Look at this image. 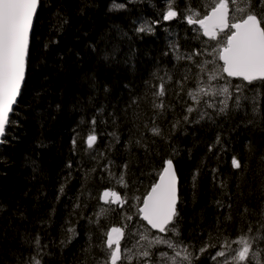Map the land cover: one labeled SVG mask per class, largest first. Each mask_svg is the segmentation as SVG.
<instances>
[{"label": "trees", "instance_id": "trees-1", "mask_svg": "<svg viewBox=\"0 0 264 264\" xmlns=\"http://www.w3.org/2000/svg\"><path fill=\"white\" fill-rule=\"evenodd\" d=\"M169 2L180 15L164 21ZM216 2L41 0L0 146V264H99L112 227H123L122 245L131 244L133 225L146 226L126 211L142 205L167 159L180 181L177 243L192 264H219L211 255L243 234L258 238L253 250L264 249V81L217 73L221 43L185 19L189 7L202 18ZM232 15L234 23L244 14ZM141 25L153 31H137ZM213 73L231 93L224 112L189 96ZM160 83L164 97L154 95ZM106 190L126 201L122 209L103 202Z\"/></svg>", "mask_w": 264, "mask_h": 264}, {"label": "snow or ice", "instance_id": "snow-or-ice-1", "mask_svg": "<svg viewBox=\"0 0 264 264\" xmlns=\"http://www.w3.org/2000/svg\"><path fill=\"white\" fill-rule=\"evenodd\" d=\"M241 2H243V7L240 6ZM232 3L236 5L234 11L244 15L231 25H229V0H218L211 7L210 13L204 14L202 18H194L200 16V13L189 7L187 10L189 14L185 19L189 24L199 25L203 35L210 40H218L219 34L230 27L233 31L227 35L226 40L218 48L213 49L217 59L223 61V65L218 69V72L221 74L226 73L228 77H242L249 83L256 80L264 81V0H259L258 5L255 7L252 0H232ZM40 6L41 0H0V138L5 136L6 127L10 122V114L13 113V106L17 103V98L25 80L30 36ZM119 7H123V5H119ZM166 7L167 11L162 15V20L170 21L180 15L171 2ZM156 23H159V21ZM137 31L151 32L153 28L151 25L147 27L141 25ZM195 55H200V53L197 52ZM188 58L191 59V57ZM207 63H215V61H208ZM219 78L222 77L217 76L215 73L211 75L213 80ZM218 91L225 97L221 101L223 107L219 109L220 112H224L228 107V100L231 99V93L227 86ZM200 93L213 96L217 94L216 91L209 93L208 89L201 88L199 93L189 92V96L199 103L198 96ZM165 94V85L160 83L154 95L164 97ZM237 106H239L238 103ZM154 107L163 109V100L155 104ZM193 110L191 107L187 109L189 113ZM185 119L187 120V117ZM151 131L154 135H160L159 128H153ZM96 139L97 137L94 134L87 137L88 148L93 147ZM2 142L3 140L0 139V143ZM73 143L75 144V140ZM232 165L237 169L241 167L240 161L236 158H233ZM177 184L178 178L173 159H167L166 167L163 168L159 177V183L152 186L151 191L143 201V207L139 209L142 219L147 221L152 229H156L160 233H176L175 220L178 216ZM110 196L114 198L113 203L122 206L126 202L119 193L106 190L102 197L105 203H108V197ZM68 231L74 233L75 230L69 228ZM251 231L252 229L249 228L248 232L251 233ZM123 237V228L112 227L106 233V258L99 264H118L121 261L124 264H131L133 259H141L143 264H152L150 258L153 254L147 249L136 253H133L131 248H124L122 251L121 240ZM142 238L148 239L146 235ZM257 239V237L243 234L231 242L226 240L224 247L228 249L231 255L229 256L224 250H220L212 259L225 257L223 264H242L246 261L249 264H259L260 252L264 249L257 248L253 250V245ZM35 244L39 249V237L36 238ZM158 244L167 245L168 248L174 250L172 257H169L166 252L160 253L161 260L167 261V264H177L176 258H180L181 262L192 264L193 257L186 246H181L182 252L175 251L178 245L163 236L155 237L149 241V247ZM232 244L237 247L232 248ZM141 247L143 246L141 245ZM207 247L209 246H204L199 251L203 253L207 250ZM250 252L251 257L249 256ZM39 255L38 251L37 256ZM29 264H42V259L33 257Z\"/></svg>", "mask_w": 264, "mask_h": 264}, {"label": "rangeland", "instance_id": "rangeland-1", "mask_svg": "<svg viewBox=\"0 0 264 264\" xmlns=\"http://www.w3.org/2000/svg\"><path fill=\"white\" fill-rule=\"evenodd\" d=\"M232 2V0H230ZM242 3L241 2L240 6H242ZM236 7V5L234 4L233 6V12H234V15L235 16H241V13L239 12H236L234 11V8ZM230 31H227V32H224L222 33L221 35H219V38L218 40H213L215 42V45L218 44V43H223L224 39L227 37V35L229 34ZM226 40V39H225ZM219 63H220V60H219ZM222 66V64L220 63V66H215V69L218 70L220 67ZM217 73H220V72H217ZM209 85H205L203 88H206L208 89V92L211 93L213 91H216L217 94L215 96L211 95V94H204V93H200L199 96H198V99L200 101H203L204 103H207V104H210L212 106L214 105H222L221 104V101L225 98L223 95H221L219 93V89L227 86V84L225 83H221L220 80L216 79V80H213V79H209ZM228 87V86H227ZM199 93V91L197 92ZM12 115V114H11ZM11 117V116H10ZM10 119V118H9ZM8 127V125H7ZM7 127H6V130H7ZM6 133V132H5ZM4 139V137H3ZM2 139V140H3ZM110 203V202H109ZM108 204V203H107ZM146 235L148 237L147 240L143 239L142 236ZM131 236L134 238L133 242L129 245H126V246H123L121 244V248H122V251L124 248H131L133 253H136V252H139V251H142L144 249H147L149 250L151 247H149V241L153 240L155 237H161L160 234H154L152 232H150L146 227H143V226H139L132 234ZM139 242V243H138ZM141 245L143 247H141ZM159 246H166L164 244H158ZM232 248H236L235 247V244H232L231 245ZM226 253H228V255L230 256L231 253L228 252V249L227 251H225ZM249 256L251 257V252L249 253ZM177 259V264H180V261L181 259L180 258H176ZM225 257H217L216 260H220V263L219 264H223V261H224ZM143 262L141 259H133L131 263L133 262ZM160 263L159 264H167V261H162L161 258L159 259ZM119 263V262H118ZM143 264V263H142ZM154 264V263H152ZM158 264V263H157ZM242 264H247V261L246 262H242Z\"/></svg>", "mask_w": 264, "mask_h": 264}, {"label": "bare ground", "instance_id": "bare-ground-1", "mask_svg": "<svg viewBox=\"0 0 264 264\" xmlns=\"http://www.w3.org/2000/svg\"><path fill=\"white\" fill-rule=\"evenodd\" d=\"M232 13L234 14V12H233V8L229 5V14H230V18H229V22L231 23L232 22ZM198 27V26H197ZM199 28V27H198ZM200 29V28H199ZM200 31H201V29H200ZM201 33H202V31H201ZM203 36V35H202ZM205 39V38H204ZM207 40V39H206ZM208 41H210V40H208ZM224 77H225V79H227V80H229V81H240V82H243L244 84H247V85H249V84H253V83H255V82H262L261 80H258V81H254V82H252V83H246L244 80H242V79H236V80H234V79H231V78H229V77H227L224 73L222 74ZM218 80H221V78L220 79H218ZM205 85H207V84H205ZM205 85H203L201 88H203ZM24 86V85H23ZM200 88V89H201ZM23 89V88H22ZM199 89V90H200ZM198 90V91H199ZM197 91V92H198ZM196 92V93H197ZM230 92V91H229ZM21 95V94H20ZM19 95V96H20ZM20 98V97H19ZM192 99V98H191ZM19 101V100H18ZM206 105H208V106H211L212 107V105H210V104H207V103H204V107L206 106ZM15 108H16V106L13 108V112L15 111ZM13 114V113H12ZM166 164V163H165ZM174 166H175V164H174ZM164 167H165V165H164ZM176 169V168H175ZM177 172V171H176ZM161 174H162V172H161ZM160 174V175H161ZM178 175V174H177ZM160 177V176H159ZM159 179V178H158ZM158 179H157V181H158ZM157 183V182H156ZM179 189H180V184H179ZM179 195H180V193H179ZM178 205H179V203H178ZM141 208V206L137 203V205H130V207H129V209L126 211V213H137V215H138V217H139V209ZM177 208H178V206H177ZM139 219H140V217H139ZM141 221V220H140ZM142 222V221H141ZM143 223V222H142ZM144 224V223H143ZM145 225V224H144ZM146 226V225H145ZM170 227H171V225H170ZM123 228V227H122ZM138 228V226L137 225H133V228L131 229V233H133L136 229ZM146 228L150 231V232H152L147 226H146ZM124 229V228H123ZM153 233V232H152ZM154 234H156V233H154ZM161 235V234H160ZM161 236H163V237H165L166 239H170V240H172V242L174 243V244H176V245H178V247L175 249V251H181L182 252V247L177 243V239H178V237H179V233H178V231L176 230V233H173V232H169V233H167V234H162ZM149 251L153 254L152 256H151V261H152V263H154V264H159L160 263V261H159V259H160V253L161 252H166L167 254H168V256L169 257H172L173 255H174V250L173 249H170V248H168L167 247V245L166 246H159V245H155L154 247H151L150 249H149ZM190 252V251H189ZM191 253V252H190ZM192 254V253H191ZM193 255V254H192ZM201 255L200 254H196V257L195 258H199ZM214 256V253L211 255V262L213 261V260H216V259H212V257ZM143 262H139V264H142ZM131 264H133V263H131ZM180 264H187V262H181L180 261Z\"/></svg>", "mask_w": 264, "mask_h": 264}, {"label": "water", "instance_id": "water-1", "mask_svg": "<svg viewBox=\"0 0 264 264\" xmlns=\"http://www.w3.org/2000/svg\"><path fill=\"white\" fill-rule=\"evenodd\" d=\"M229 18H230V14H229ZM229 25H231V23L229 22ZM199 28H200V26L199 25H197ZM201 29V28H200ZM229 30H232L230 27L229 28H227V29H225L223 32H221L220 34H222V33H224V32H227V31H229ZM201 31H202V29H201ZM233 31V30H232ZM32 34V33H31ZM202 35H203V31H202ZM203 37L205 38V39H207V40H210L208 37H206V36H204L203 35ZM30 38H31V36H30ZM29 45H30V43H29ZM220 63L223 65V61L222 60H220ZM226 76H227V74L226 73H224ZM228 77V76H227ZM229 78H231V79H234V80H236V79H242V80H244L242 77H229ZM25 79H26V76H25ZM245 81V80H244ZM256 81H258V80H256ZM246 83H249L248 81H245ZM254 82V81H253ZM24 83H25V80H24ZM24 83L22 84V87H21V91H22V88H23V85H24ZM21 93V92H20ZM19 97L20 96H18V98H17V102H18V100H19ZM17 104V103H16ZM16 104L13 106V108L16 106ZM12 114V113H11ZM11 114H10V116H11ZM10 118V117H9ZM0 139H3V138H0ZM1 144L2 143H0V146H1ZM165 167H166V164H165ZM175 167V166H174ZM175 171H176V169H175ZM176 175H177V172H176ZM177 178H178V175H177ZM157 183H159V179H158V181H157ZM179 184H180V181H179V178H178V184H177V190H178V203H179ZM151 191V190H150ZM149 191V192H150ZM122 198V197H121ZM146 198V197H145ZM144 198V199H145ZM113 197H108V203L110 202L113 206H118L120 209H122L123 208V204H122V206H121V204H118V203H113L112 201H113ZM103 201L105 202V200L103 199ZM144 201V200H143ZM178 203H177V206H178ZM143 207V202H142V205H141V208ZM139 217H140V220L153 232V233H156V234H164V233H160L158 230H156V229H152L151 228V226L150 225H148L147 224V221H144L143 219H142V215H141V213L139 212ZM124 238H125V235H124V237H123V239L121 240V244L123 243V241H124Z\"/></svg>", "mask_w": 264, "mask_h": 264}]
</instances>
